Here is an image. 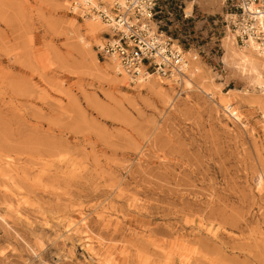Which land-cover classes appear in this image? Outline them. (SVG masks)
<instances>
[{
    "label": "rangeland",
    "instance_id": "obj_1",
    "mask_svg": "<svg viewBox=\"0 0 264 264\" xmlns=\"http://www.w3.org/2000/svg\"><path fill=\"white\" fill-rule=\"evenodd\" d=\"M63 1L0 0V159L17 167L0 170V264H264V86L223 60L222 0L165 25L191 89L120 81Z\"/></svg>",
    "mask_w": 264,
    "mask_h": 264
},
{
    "label": "built area",
    "instance_id": "obj_2",
    "mask_svg": "<svg viewBox=\"0 0 264 264\" xmlns=\"http://www.w3.org/2000/svg\"><path fill=\"white\" fill-rule=\"evenodd\" d=\"M226 28L242 46L257 33L256 17L264 16V0H222ZM179 0H72L69 12L101 20L109 28L96 46L98 58H115L133 80L150 76L180 81L189 77L190 60L184 45L165 29L170 17L188 26L192 17ZM169 28V26H168ZM258 36H262L261 34Z\"/></svg>",
    "mask_w": 264,
    "mask_h": 264
},
{
    "label": "bare ground",
    "instance_id": "obj_3",
    "mask_svg": "<svg viewBox=\"0 0 264 264\" xmlns=\"http://www.w3.org/2000/svg\"><path fill=\"white\" fill-rule=\"evenodd\" d=\"M196 0H189L188 5L185 7V12L189 13L191 11L192 4L195 3ZM67 3V0L63 1L61 3L62 6H65ZM84 28H85V37L88 39H95L97 40L98 38H102L101 41L99 42V45L103 42V37H99L100 34L107 32L109 30L108 26L104 24L101 20L99 19H94V18H84ZM256 23L258 25L257 33L249 37L246 43L242 46H239L236 44L235 39H234V34L228 30V33L225 35L223 38V45H224V55H223V60L227 62V60H230V62L233 65H236L239 70L242 73L249 72L251 81L254 84L255 87H263L264 86V81L259 77V73H257L255 64H256V59L262 55H264V16L260 14L258 17H256ZM262 35V37L258 35ZM79 41L82 43V47L90 49L91 45L88 41L84 40V37H80ZM189 53V52H188ZM196 54L194 59H196ZM107 62V66L110 70L114 72L117 76H119L120 81L123 83L125 82H130L134 83L137 86L143 85V81L141 80H133L130 78L125 72L119 69L117 62L115 58H108L105 59ZM189 70H190V78L185 77L184 79H181L180 81H175L174 78H167L164 79L162 77H156V76H150L153 78V80L150 82L148 85V88H160L161 84L167 83L168 85L172 86L174 83L177 84L180 87H184L185 89H191L194 86L195 78H193V72L198 71L199 67L195 65V63H191V66L189 65ZM193 71V72H192ZM192 77V78H191ZM148 83L147 81H144ZM174 82V83H173ZM202 91L209 95V97L213 98L214 92L208 91V89L201 88ZM264 87L262 88V90ZM225 94L224 92H221ZM218 104L222 107V110L224 111L225 114L228 116H231L236 122H238L243 128H247V123L243 122V117L241 114L238 112L235 106H233L232 102L229 99L226 98H220L217 100ZM264 116V114H263ZM17 167L12 161L8 160H1L0 159V170H2V174L8 178L11 177L12 171L16 170ZM76 170V168H74ZM257 187L261 190L263 188V179L261 176H258L257 182H256ZM23 197V196H20ZM19 199V198H18ZM82 219H78L76 221L72 219H68L66 221L67 227L74 228ZM207 231L209 233H213V229L208 228ZM89 250L93 249L90 244H87Z\"/></svg>",
    "mask_w": 264,
    "mask_h": 264
}]
</instances>
